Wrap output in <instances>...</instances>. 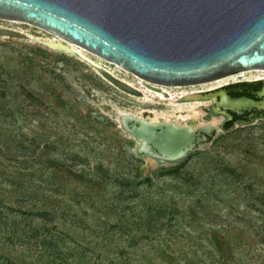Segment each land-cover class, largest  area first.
<instances>
[{
    "label": "rangeland",
    "instance_id": "374dc122",
    "mask_svg": "<svg viewBox=\"0 0 264 264\" xmlns=\"http://www.w3.org/2000/svg\"><path fill=\"white\" fill-rule=\"evenodd\" d=\"M0 27L31 36L0 37V200L15 210L0 207V264H264V119L217 133L205 150L221 152L220 167L201 154L180 175L160 177L169 165L138 157L120 116L222 126L225 117L205 110L210 102L179 99L205 85L146 101L94 67L153 87L118 65L80 47L79 57L40 51L34 39H58L26 23ZM249 72L231 83L263 76ZM137 167L152 184L122 187L116 178H136ZM159 206L175 212L172 225L138 222ZM37 211L50 216L23 214Z\"/></svg>",
    "mask_w": 264,
    "mask_h": 264
},
{
    "label": "water",
    "instance_id": "95a60500",
    "mask_svg": "<svg viewBox=\"0 0 264 264\" xmlns=\"http://www.w3.org/2000/svg\"><path fill=\"white\" fill-rule=\"evenodd\" d=\"M42 29L59 42L34 39L50 50L80 56L68 43L162 86L210 84L228 76L264 71V0H0V19ZM0 37L29 40L0 27ZM96 70L114 87L140 97L139 90ZM258 100L226 92L186 96L184 102L213 99L217 109L264 113ZM121 129L139 141L138 157L177 165L208 147L220 126L151 122L120 116Z\"/></svg>",
    "mask_w": 264,
    "mask_h": 264
},
{
    "label": "trees",
    "instance_id": "16d2710c",
    "mask_svg": "<svg viewBox=\"0 0 264 264\" xmlns=\"http://www.w3.org/2000/svg\"><path fill=\"white\" fill-rule=\"evenodd\" d=\"M38 49L40 51H44L43 49H48L47 47L38 44ZM0 80H2V77L0 76ZM245 85H249L248 83H245ZM235 122L234 121H230L227 122L224 127L223 130L227 133L230 134L232 133V130L234 128ZM220 141L216 140L214 143H218ZM204 154L207 157V163L209 166H213V167H220L221 164V152L220 151H213V150H205V151H197L194 152L193 154H191L189 156V158H187L184 162L177 164V165H173V166H169V167H161L159 168V170H157V174L162 177V176H174V175H180L181 172L186 168V166L189 164V162L196 156V155H201ZM79 158V156H76ZM77 158V159H78ZM136 160H139L137 157H135ZM98 169V168H97ZM137 171V176L136 178H127V177H121V178H116L117 182H119L121 184L122 187L124 188H136V187H141L142 185L145 184H152L153 182V177L151 176H144V170L141 169V167H137L136 168ZM0 207H2L3 209H6L10 212H14V208H12L11 206L5 204L3 201L0 200ZM145 211V210H143ZM141 212L140 214H138V222H146V224L148 225V227H163L164 221L163 219L165 217H169L168 222L169 225L173 224L174 221V215L175 212L173 210L168 209L167 207L164 206H159L157 208H151V210H149V212L146 213V215L144 214V212ZM26 216H32V217H39L41 219L47 218L50 216V214L48 212H43V211H37V212H32V213H23ZM171 215V216H168ZM39 229H35V231H37V233L40 235L41 233L38 231ZM37 240H39V238H37ZM47 236H43L42 239H40V242L43 244H46L48 241ZM56 247V246H53Z\"/></svg>",
    "mask_w": 264,
    "mask_h": 264
},
{
    "label": "flooded vegetation",
    "instance_id": "af4514ba",
    "mask_svg": "<svg viewBox=\"0 0 264 264\" xmlns=\"http://www.w3.org/2000/svg\"><path fill=\"white\" fill-rule=\"evenodd\" d=\"M245 83H248L249 85H245ZM263 87H264V79H259V80L255 79L252 82L248 80H243L241 82H236V83L233 82V83L221 86L213 90L203 91V92H198V93L206 96V95H214L216 93L226 92L229 96L233 98L248 97V98L258 100L259 98L257 96V93L260 92ZM200 102H210L211 103L209 108H205L208 114L225 117V121L223 125L220 126L222 130H223L224 125L230 121H234L235 125L237 124L246 125V124H249L251 121L264 119V113L262 112H257L254 110H244L240 112L220 110V109H217L213 99L202 100ZM216 135L217 134L213 133L212 137H208V141H207L208 146L210 143L214 142V140L216 139Z\"/></svg>",
    "mask_w": 264,
    "mask_h": 264
},
{
    "label": "bare ground",
    "instance_id": "6f19581e",
    "mask_svg": "<svg viewBox=\"0 0 264 264\" xmlns=\"http://www.w3.org/2000/svg\"><path fill=\"white\" fill-rule=\"evenodd\" d=\"M2 19V18H1ZM3 20H7V19H3ZM9 21H13L14 20H9ZM24 34V33H23ZM28 37H31L30 35H27ZM46 41H49V42H59L58 40H55V39H52V40H46ZM69 46L79 52L77 50V48L79 46H76L72 43H68ZM81 48V47H80ZM83 49V48H81ZM85 50V49H84ZM120 67V66H119ZM121 68V67H120ZM110 74H112L110 71H108ZM128 72V71H127ZM249 72V71H248ZM256 73H262L263 76H259V78H256V80H259V79H262L264 78V71H255ZM130 73V72H129ZM246 73V72H244ZM244 73H240V74H236V75H232V76H228V77H225L223 79H220L218 81H215L213 83H210V84H202V85H205L206 89L205 91H209V90H213V89H216V88H219L221 86H224V85H227V84H230L233 80H236L237 81V78H241V77H244L245 74ZM250 73V72H249ZM132 74V73H131ZM113 75V74H112ZM141 79V78H140ZM143 80V79H141ZM123 81V80H122ZM144 81V80H143ZM125 82V81H123ZM147 83H150L152 84L153 87H148L146 86L142 81H140V84L138 85V87H135L132 83H129V82H125L126 84L132 86L133 88L139 90V92L141 93V96L140 98L141 99H144L146 101H151L150 97H156L157 99H159L160 101H168V100H171V99H174L176 97V95H174L171 91H169L170 89L172 88H182V86H162V85H158V84H155V83H151V82H148V81H145ZM235 82V81H234ZM193 86H200V85H191V86H188V87H193ZM184 88V87H183ZM187 88V87H185ZM193 89V88H192ZM203 92V91H202ZM195 93H198L197 91H192V92H188V93H181L179 99H184L186 96L190 95V94H195ZM177 96H179V94H177ZM136 117V116H135ZM139 118V117H137ZM163 122V121H162ZM165 123H171V122H165ZM175 123V122H173ZM176 124V123H175ZM177 125V124H176ZM187 125H192L191 123H188ZM206 125H211V126H215V125H212V124H203L201 126H198V127H204ZM180 126V125H179ZM193 126V125H192ZM194 127V126H193ZM155 161V160H153Z\"/></svg>",
    "mask_w": 264,
    "mask_h": 264
},
{
    "label": "built area",
    "instance_id": "2783aa9c",
    "mask_svg": "<svg viewBox=\"0 0 264 264\" xmlns=\"http://www.w3.org/2000/svg\"><path fill=\"white\" fill-rule=\"evenodd\" d=\"M262 79H264V78H262Z\"/></svg>",
    "mask_w": 264,
    "mask_h": 264
}]
</instances>
